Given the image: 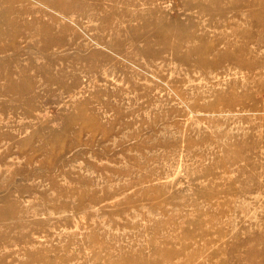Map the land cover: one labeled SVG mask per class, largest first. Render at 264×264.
Masks as SVG:
<instances>
[{"label":"rangeland","instance_id":"1","mask_svg":"<svg viewBox=\"0 0 264 264\" xmlns=\"http://www.w3.org/2000/svg\"><path fill=\"white\" fill-rule=\"evenodd\" d=\"M237 52L264 70V0H0V264H264Z\"/></svg>","mask_w":264,"mask_h":264},{"label":"bare ground","instance_id":"2","mask_svg":"<svg viewBox=\"0 0 264 264\" xmlns=\"http://www.w3.org/2000/svg\"><path fill=\"white\" fill-rule=\"evenodd\" d=\"M259 47H263L262 45H260ZM254 50H250L248 49L247 45L245 43H241L239 45V52L242 54H246V53H251ZM240 53H236L237 55H233L232 56V62H233V66L228 67L226 70L218 72L216 74V77H219L220 75L224 76V74H230L232 73L233 70H236L238 72L235 73H242L244 76H247L249 74H253L254 76L256 75H260L264 77V70L262 71H255V63L257 62L256 60H252V61H246L247 59L242 58ZM239 55V56H238ZM221 58L224 59H228L227 54H223L222 56H220V60H222ZM245 59V60H244ZM251 60V59H250ZM262 62V61H259ZM217 61L214 63L216 64ZM216 66V65H215ZM212 66V67H215ZM263 66V64H262ZM263 68V67H262ZM232 90L234 91V88L236 87V84L233 83L232 85ZM240 87V85H238ZM228 95V94H227ZM229 96V95H228ZM220 98H222V95H219ZM224 98V97H223ZM234 100V101H233ZM211 108L213 109L212 112H219V113H233V112H242V111H253L256 110L255 107L253 108H249L247 105H245V103L240 102L238 99H232L230 102H228L227 104H225L224 106L218 107L215 105H211ZM222 146L225 147H232L235 148L236 150H241L246 148L243 142H235L232 143L231 146L226 145V142L222 143ZM245 159H250V157L248 156H243ZM242 157V159H244ZM127 189V188H126Z\"/></svg>","mask_w":264,"mask_h":264}]
</instances>
